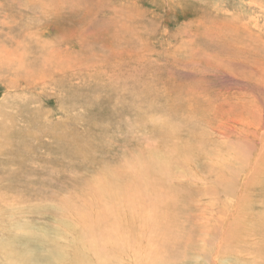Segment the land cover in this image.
I'll return each mask as SVG.
<instances>
[{
  "label": "rangeland",
  "instance_id": "374dc122",
  "mask_svg": "<svg viewBox=\"0 0 264 264\" xmlns=\"http://www.w3.org/2000/svg\"><path fill=\"white\" fill-rule=\"evenodd\" d=\"M102 253L264 264V0H0V264Z\"/></svg>",
  "mask_w": 264,
  "mask_h": 264
},
{
  "label": "bare ground",
  "instance_id": "6f19581e",
  "mask_svg": "<svg viewBox=\"0 0 264 264\" xmlns=\"http://www.w3.org/2000/svg\"><path fill=\"white\" fill-rule=\"evenodd\" d=\"M161 164H162V162L161 161H159V160H156V162H155V167L157 168L156 170H160L161 169ZM163 165V164H162ZM164 166V165H163ZM162 166V167H163ZM162 170V169H161ZM99 190L98 191H100V188H99V186L97 187ZM97 191V192H98ZM104 191V190H103ZM99 194V193H98ZM83 259V258H82ZM86 260V259H85ZM84 260V261H85ZM88 262L89 261H87L86 260V263L85 264H88ZM92 262H94V261H92ZM77 263V262H76ZM91 262H89V264H90ZM77 264H84V263H82L81 261H79ZM94 264V263H93ZM96 264H110V261L109 260H107V256L104 254V253H102V254H100L99 255V257H98V259H97V262H96ZM144 264H152V263H149V262H144Z\"/></svg>",
  "mask_w": 264,
  "mask_h": 264
}]
</instances>
